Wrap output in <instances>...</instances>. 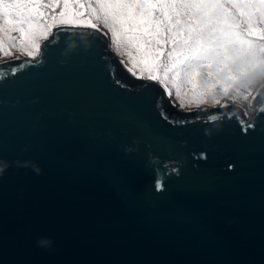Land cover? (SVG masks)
I'll use <instances>...</instances> for the list:
<instances>
[{
  "label": "water",
  "instance_id": "obj_1",
  "mask_svg": "<svg viewBox=\"0 0 264 264\" xmlns=\"http://www.w3.org/2000/svg\"><path fill=\"white\" fill-rule=\"evenodd\" d=\"M25 60L0 63V264H264V92L180 109L82 28Z\"/></svg>",
  "mask_w": 264,
  "mask_h": 264
},
{
  "label": "snow or ice",
  "instance_id": "obj_2",
  "mask_svg": "<svg viewBox=\"0 0 264 264\" xmlns=\"http://www.w3.org/2000/svg\"><path fill=\"white\" fill-rule=\"evenodd\" d=\"M78 28L109 37L127 72L180 109H252L264 92V0H0V63L26 58L23 69L57 32Z\"/></svg>",
  "mask_w": 264,
  "mask_h": 264
},
{
  "label": "clouds",
  "instance_id": "obj_3",
  "mask_svg": "<svg viewBox=\"0 0 264 264\" xmlns=\"http://www.w3.org/2000/svg\"><path fill=\"white\" fill-rule=\"evenodd\" d=\"M127 151V150H126ZM7 164L6 163H0V172L4 171L7 168ZM33 169L35 171V173L40 174L41 169L38 166H33ZM52 241L50 238H41L40 240L37 241L38 246H42L45 248L50 247Z\"/></svg>",
  "mask_w": 264,
  "mask_h": 264
},
{
  "label": "rangeland",
  "instance_id": "obj_4",
  "mask_svg": "<svg viewBox=\"0 0 264 264\" xmlns=\"http://www.w3.org/2000/svg\"><path fill=\"white\" fill-rule=\"evenodd\" d=\"M110 43V42H109ZM111 47V46H110ZM112 48V47H111ZM115 52V51H114ZM116 54V53H115ZM119 57V56H118ZM120 58V57H119ZM229 103H231V102H229ZM194 108V107H193ZM243 110L245 111H247L248 112V115L254 110V107L252 108V109H247V105H245V107L243 108Z\"/></svg>",
  "mask_w": 264,
  "mask_h": 264
},
{
  "label": "trees",
  "instance_id": "obj_5",
  "mask_svg": "<svg viewBox=\"0 0 264 264\" xmlns=\"http://www.w3.org/2000/svg\"><path fill=\"white\" fill-rule=\"evenodd\" d=\"M105 31H106V30H105ZM108 40H109V42H110L109 44H110V46H111V41H110V38H109V37H108ZM173 99H174V97H173ZM229 102H230V101H229ZM203 105H207V104H201L200 106H203ZM177 107H178V106H177ZM193 107H195V106L193 105L192 108H193ZM178 108H179V107H178Z\"/></svg>",
  "mask_w": 264,
  "mask_h": 264
}]
</instances>
